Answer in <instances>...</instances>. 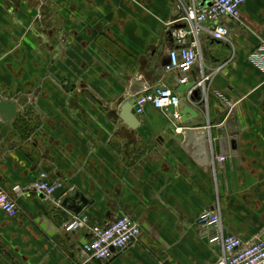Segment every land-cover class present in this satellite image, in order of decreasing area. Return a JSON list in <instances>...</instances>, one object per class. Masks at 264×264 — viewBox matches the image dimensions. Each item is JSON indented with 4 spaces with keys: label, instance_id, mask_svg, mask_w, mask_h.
<instances>
[{
    "label": "crops",
    "instance_id": "obj_1",
    "mask_svg": "<svg viewBox=\"0 0 264 264\" xmlns=\"http://www.w3.org/2000/svg\"><path fill=\"white\" fill-rule=\"evenodd\" d=\"M178 3L0 0V99L17 102L0 191L18 209H0V264H213L221 248L197 217L215 202L226 233L264 241V73L248 60L264 40V0L217 18L226 41L200 32L201 61L186 73L208 77L196 101L178 91L180 72L164 71L179 46ZM161 86L180 96L179 120L146 106L130 128L117 115L121 101ZM186 105L194 114L181 120ZM41 171L61 183L54 197L33 190ZM72 189L93 202L76 215L87 226L128 214L138 239L88 260L86 226L65 230Z\"/></svg>",
    "mask_w": 264,
    "mask_h": 264
},
{
    "label": "built area",
    "instance_id": "obj_2",
    "mask_svg": "<svg viewBox=\"0 0 264 264\" xmlns=\"http://www.w3.org/2000/svg\"><path fill=\"white\" fill-rule=\"evenodd\" d=\"M178 8L183 11L181 20L184 26L176 28L174 37L179 46L168 52V62L164 71H178L181 75L178 83L186 82V73L200 63V32L206 30L215 40L226 41L229 35L228 28L217 23L221 15L239 19L240 6L247 0H210V5H200L198 0H178ZM210 27L206 28V24ZM248 60L264 73V40H259L256 48L248 55ZM199 81L197 86L205 92L206 80L202 68L198 70ZM190 94V91L187 93ZM220 96L219 93H217ZM221 97V96H220ZM180 96L174 90L161 86L160 88L145 89L135 95L134 109L137 116L143 114L146 106L167 113L173 109L172 116L179 120L178 107ZM224 160V157H218ZM34 191L44 197H54L56 191L62 186L60 182L50 181L46 172H39L38 177L31 184ZM0 209L9 217H14L18 209L14 200L4 191H0ZM197 222L212 228L209 238L221 248V255L213 264H264V241L254 238L243 241L233 234L224 231L218 202L212 209L203 210L197 217ZM86 226L89 237L82 242L81 251L88 260H107L128 245L135 242L141 232L140 225L128 214H119L110 222L103 225L93 224L87 226L86 217L76 216L65 224V230H76Z\"/></svg>",
    "mask_w": 264,
    "mask_h": 264
},
{
    "label": "water",
    "instance_id": "obj_3",
    "mask_svg": "<svg viewBox=\"0 0 264 264\" xmlns=\"http://www.w3.org/2000/svg\"><path fill=\"white\" fill-rule=\"evenodd\" d=\"M202 5H210V0H202ZM184 26V24H178L175 28ZM178 91L182 93L183 99H190L191 101H196L200 97L201 87L197 86V79L194 73H191L187 77L186 82L178 87ZM190 94L187 95V92ZM135 95L132 94L129 98L125 99L123 102L117 104L118 110L117 115L130 127L135 128L139 121L138 116L135 114L134 109ZM17 113V102L14 100H7L4 98L0 99V141L5 138L12 129V119ZM192 108L186 105L182 109L183 117L181 120H185L186 115H193ZM39 195L43 197V194ZM93 202L88 199L84 194H82L77 189H72L71 192L63 197L61 206L66 210L72 212L75 216L80 214L81 211Z\"/></svg>",
    "mask_w": 264,
    "mask_h": 264
}]
</instances>
